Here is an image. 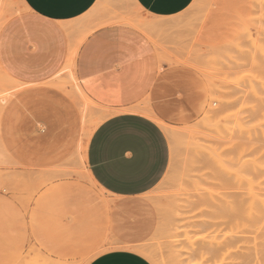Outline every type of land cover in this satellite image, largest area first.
<instances>
[{"label": "rangeland", "instance_id": "rangeland-1", "mask_svg": "<svg viewBox=\"0 0 264 264\" xmlns=\"http://www.w3.org/2000/svg\"><path fill=\"white\" fill-rule=\"evenodd\" d=\"M9 3L11 6L8 5V9L19 11L15 16L27 10L20 0H9ZM213 4L214 0H195L185 15L186 19L181 18L185 22L182 20L183 25L182 21L178 25L183 29L186 27L185 33L173 34L171 50L168 55L162 54V59L171 64V92H155L145 102L168 125L170 132L165 129L164 131L169 139L172 156L164 178L152 191L142 196L147 206L142 218L148 222V234L145 239L135 244L154 248L163 258L171 260V263L248 264L251 260L252 264L254 259L247 257L243 251L256 244L253 238L261 225L258 217H254L253 221L256 219L259 223L253 224L251 221L250 211L247 210L251 201H247L246 192H253L254 188L257 190L255 194L264 192V0H251L252 10L244 26L231 38L213 43L223 47L219 53H210L205 46L212 44L196 38V28L203 20H199V17L207 14ZM125 13L147 19L130 0H102L91 13V19L95 23L101 19L114 21L116 18L119 20L118 16ZM163 33L165 31L159 34ZM65 75L64 71L59 79ZM251 80L255 81L256 88ZM47 84L56 87L51 83ZM58 89L67 92L65 87ZM48 107L53 113L49 123L42 122L43 124H35L29 128L26 117L31 114L24 106L21 108L22 112L15 117V124L13 122L9 126L12 132L9 138L12 140L15 159L24 165L0 156V196L14 200L12 213L4 216L5 223L0 228V264H24V261L25 264L27 261L30 264L37 259H44V255L53 259H65L66 254H60V249L74 244L77 247L73 260L78 264L87 258H83L81 253L87 247L92 250V254L98 251L86 263L89 264L97 256L113 249L111 247L118 241L112 227L114 200L81 172V164L75 154L86 138V128L79 120L77 112L75 113L76 106L51 103ZM94 114L98 116L97 113ZM218 124L226 126L225 131L218 133ZM50 128L52 136L45 140L43 136ZM246 131L249 135L244 134ZM210 135H214L215 139L222 137L224 140L219 141V138L212 141ZM210 145L226 151L228 155L224 153V156L231 158V188L227 190L231 193L229 203L200 196V186L206 189L203 192L210 193L209 190H213L216 191H212L214 195L220 194L216 186L212 187L214 177L211 179L210 176L218 175V170L216 165L212 166V160L206 154ZM37 152L42 155L34 154ZM70 152L76 156L72 155L58 167L65 170V173L63 171L58 175L60 177L51 178L42 168L29 166V162L21 156V153L23 156L33 155L46 161L55 157L61 158L58 154ZM15 172L35 177L38 175L37 180L46 179L38 183L37 180L36 183L30 180V183L15 184L11 178ZM203 181H211L209 185L212 188H207V182L205 186ZM21 195L23 199L20 198ZM174 205L183 210L179 212L180 209H176ZM232 206L237 207L234 210L238 212L232 211ZM165 211H170L167 216L164 215ZM245 211H248L251 220L243 214ZM170 226H173L177 235L174 237V245L167 242L168 237L165 238ZM238 235L242 236L238 237L240 241L236 238ZM231 237L236 238V243L231 241ZM244 240H248L247 243ZM201 242L202 250L198 246ZM197 247L200 251H195ZM232 251L235 252L234 255H231Z\"/></svg>", "mask_w": 264, "mask_h": 264}, {"label": "crops", "instance_id": "crops-1", "mask_svg": "<svg viewBox=\"0 0 264 264\" xmlns=\"http://www.w3.org/2000/svg\"><path fill=\"white\" fill-rule=\"evenodd\" d=\"M101 1L21 0V5L27 8L26 12L13 15L1 27L0 65L21 84V88L7 102L0 120V141L13 159L16 154L9 138L12 133L9 126L22 112V107L25 106L31 114L26 117L29 128L51 121L53 113L48 107L51 103L74 104L75 113L83 124L78 103L67 92L58 89L55 82L64 72L70 52L80 38L78 36L96 24L91 19V13ZM136 2L145 18L161 20L164 26L168 25L165 33H158L151 39L145 32L127 24H104L87 34L79 45L74 62L84 93L110 112L93 132L83 154L97 186L114 200L112 227L116 240L121 242H115L117 245L112 246L113 249L97 256L89 264L154 263L136 249L141 245L135 244L148 234V222L142 218L147 207L142 196L152 191L164 178L172 154L162 126L142 112L140 107H146L162 120L145 102L155 92H171V64L162 59V54L168 55L171 50V35L185 33L186 27L183 29L174 25L173 21H181L179 18L186 15L195 0ZM251 6V0H214L213 9L196 28L197 40L213 44L231 38L244 26ZM103 20L107 19L100 21ZM51 129L43 136L45 140L52 136ZM123 150L131 153L133 158L130 161L120 160L119 153ZM34 154L42 155L38 152ZM58 155L61 158L42 161L41 157L23 156L21 153L29 166L43 170L57 168L75 154ZM15 161L24 165L19 160ZM101 174L106 180L100 179ZM13 207L14 200L0 196V228L5 223L4 216L10 215ZM76 247V244L62 247L60 254L67 257L60 260L76 262L73 260ZM81 253L83 258L87 257L82 261L88 262L98 251L92 254L87 247Z\"/></svg>", "mask_w": 264, "mask_h": 264}, {"label": "bare ground", "instance_id": "bare-ground-1", "mask_svg": "<svg viewBox=\"0 0 264 264\" xmlns=\"http://www.w3.org/2000/svg\"><path fill=\"white\" fill-rule=\"evenodd\" d=\"M133 4H134V7H136V8H138V9H140V10H142V8L139 6V4L136 2V0H130ZM198 1H201V0H198ZM20 3H21V0H20ZM202 3V2H201ZM10 3H9V0H0V29H1V27L4 25V23H6L7 22V20L8 19H10L13 15H15L16 14V12H19L18 10H12V8H10V9H8L9 8V6H11V5H9ZM9 5V6H8ZM19 5V4H18ZM105 5V4H104ZM15 8H17V7H15ZM182 14V13H181ZM135 15V14H134ZM133 14H131V15H129V14H127V13H125L123 16H118L120 19L119 20H117V18L116 19H114V21H113V19H107V20H103V21H100V22H98V23H96V24H94V25H92L91 27H88V29H86V31H84L83 32V34H82V36H78V37H80L79 39H78V42H75V44H76V46L71 50V52H70V55H69V60H68V62H67V64H66V66H65V68H63V70L66 72V75L62 78V79H58L56 82H55V84L56 85H58L59 87H65V89H67V94H69L70 96H72L73 98H74V100L78 103V105H79V107H80V109H81V112H82V117H83V124H84V127L86 128L85 129V136H86V138H85V140H84V142L83 143H80L81 145H79V148H78V150L76 151V155H78L77 156V158H79V164H81V172L82 173H84L86 176H88L89 177V179L91 180V182L93 183V184H95V185H98L97 184V182L95 181V179L93 178V176H92V174H91V171L89 170V168H88V165H87V163H86V161H85V156H84V154H83V151H84V149L86 148V146L88 145V143H89V141H90V139H91V136L93 135V132L96 130V128H97V126L104 120V119H106L109 115H110V112L107 110V109H105L104 107H101V106H99V105H97L94 101H92L85 93H84V91L82 90V88H81V86H80V84H79V81H78V78H77V76H76V72H75V68H74V62H75V59H76V55H77V52H78V49H79V45L83 42V40L85 39V37L87 36V34H89L91 31H93V29L94 28H96V27H98V26H102V25H104V24H110V23H114V22H119V23H123V24H127V25H130L131 27H134V28H136V29H139L140 31H142L143 33L145 32L146 33V35L148 34L149 36H150V38L152 39H154V37L158 34V33H161L162 31H166L167 30V26L168 25H166V26H164V24H162V21L160 20V22L159 21H155V20H150V19H140V18H137L136 16H134ZM146 15V14H145ZM185 15V14H184ZM184 15L182 16L183 18H184ZM205 15L206 14H204V15H201L200 17H199V20H202L204 17H205ZM170 17H172V16H170ZM182 17H180V19L182 18ZM114 18V17H113ZM186 19V18H185ZM116 20V21H115ZM183 20V19H182ZM181 20V21H182ZM261 20V19H260ZM181 21H173V24L175 25V23H180ZM184 21V20H183ZM183 21H182V25H183ZM89 22V21H88ZM185 22V21H184ZM178 25V24H177ZM179 26V25H178ZM171 30V29H170ZM169 31V30H168ZM256 32V31H255ZM258 33V32H257ZM171 36H173V35H171ZM239 36V35H238ZM175 37V36H174ZM172 38V37H171ZM73 41V40H72ZM235 41V40H234ZM74 42V41H73ZM232 42V41H231ZM235 43V42H234ZM74 44V45H75ZM73 47V46H72ZM223 47H218V44H212L211 46L210 45H208V47L207 46H205V49H209V51H210V53H211V51L212 52H215V53H219L221 50H223L222 49ZM256 49V48H255ZM208 52V51H207ZM209 53V54H210ZM188 54V53H187ZM204 54H206V52H204ZM199 55V54H198ZM186 57V56H185ZM203 57V56H202ZM264 57V56H263ZM186 59V58H185ZM192 61V60H191ZM253 61V60H252ZM175 62V61H174ZM193 65V64H192ZM238 66H239V63L237 64ZM236 65V66H237ZM261 68V67H260ZM211 68H209V70H210ZM212 70V69H211ZM263 70H264V68H263ZM213 71V70H212ZM63 72V71H62ZM257 72H258V69H257ZM61 73V72H60ZM209 74V73H208ZM60 75V74H59ZM210 76V75H209ZM210 78H212L211 76H210ZM251 82H253L252 84H254V87H255V81H252L251 80ZM248 83V82H247ZM257 83V82H256ZM264 85V84H263ZM257 86V85H256ZM258 87V86H257ZM21 88V84H19L16 80H14L3 68H2V66L0 65V120H1V116H2V113H3V110H4V108H5V106H6V104H7V102L10 100V98L13 96V95H15L16 93H17V91L19 90ZM256 88V87H255ZM64 89V88H63ZM257 90V89H256ZM255 98V97H254ZM259 98H260V96H259ZM257 99V98H256ZM259 100V99H258ZM261 100V99H260ZM260 103V102H259ZM231 104V103H230ZM255 104H257V103H255ZM260 105V104H259ZM226 106V105H225ZM145 107V106H144ZM223 107V106H222ZM141 108V111L142 112H144V113H146V114H148L149 116H151V117H153L161 126H162V128L163 129H165V130H167L168 132H170V129L168 128V125H166L162 120H160L159 118H157L156 117V115L153 113V112H151L150 110H148L146 107L145 108H143V106L142 107H140ZM143 108V109H142ZM252 108V107H251ZM246 109H248V108H246ZM255 109H256V107H255ZM250 110V109H249ZM252 110H254V108H252ZM257 111V110H256ZM255 112V111H254ZM261 112V111H260ZM94 113H97L98 114V116H96ZM257 113V112H256ZM255 113V114H256ZM257 115V114H256ZM260 115V114H259ZM263 115V114H262ZM255 116V115H254ZM264 116V115H263ZM256 117V116H255ZM254 118V117H253ZM259 118H260V116H259ZM263 118V117H262ZM250 120V119H249ZM261 120V119H260ZM227 121V120H226ZM209 123H211V121H209ZM213 123V122H212ZM214 124V123H213ZM216 126V125H215ZM217 127V130H218V133H220V132H222V131H225V129L227 128L226 126H223L222 124H221V126L218 124V126H216ZM246 128V127H245ZM257 128V127H256ZM262 128V127H261ZM176 129V128H175ZM209 129V128H208ZM212 129V128H211ZM232 129H234V128H232ZM228 130V129H227ZM257 130V129H256ZM204 131V130H203ZM253 131V134L252 135H254V130H252ZM251 131V132H252ZM260 132H261V130H260ZM247 133V131L244 133V134H246ZM258 133V132H257ZM183 134V133H182ZM216 134V133H215ZM214 134V135H215ZM248 134V133H247ZM214 135L213 136H211L210 135V138H212V141H216V140H219V138L218 139H215L214 138ZM249 135V134H248ZM225 136V135H224ZM231 136V135H230ZM208 137V136H207ZM216 137H218V136H216ZM225 138V137H224ZM227 138V137H226ZM201 139H203V138H201ZM205 139H206V137H205ZM214 139V140H213ZM224 140V139H223ZM222 140V137L220 138V140L219 141H223ZM231 140V139H230ZM205 141V140H204ZM209 141V140H208ZM208 141H207V143H208ZM203 142V141H202ZM225 142V141H224ZM226 142H227V140H226ZM173 143H174V141H173ZM204 143V142H203ZM231 143V142H230ZM206 144V143H205ZM217 144H218V142H217ZM223 144V143H222ZM197 146L199 145V144H196ZM201 145H202V147L203 148H205L203 145L204 144H202L201 143ZM208 146V145H207ZM222 146H224V145H222ZM231 146V145H230ZM227 147V146H226ZM202 148V149H203ZM200 149H201V147H200ZM207 149V148H206ZM221 149V148H220ZM195 150H197V149H195ZM225 150H226V148H225ZM231 149H229L228 151L230 152V154H231V151H230ZM204 151V150H203ZM197 152V151H196ZM195 152V153H196ZM224 153H226L227 155H228V153L226 152V151H221V150H219V149H217L216 147H213V146H211L210 145V147H209V149H208V151L206 152V154H208V157H209V159H211L212 160V166L213 165H216V170H218V175L216 174V175H213V174H211V179H212V176L214 177L213 179H214V182L212 183V187L214 186H216L215 188H217V189H219V191H220V194L219 193H216L217 195H214L213 193H212V191L211 190H209L210 191V193L209 192H203L204 190L206 191V189H203V187L202 186H200L199 187V190L200 191H202V192H200V196L201 197H204V198H209V199H211L212 201L213 200H215V199H218L219 201H221V202H227V203H229V200H228V198H229V195L231 194L229 191L227 192V190L229 189V185H230V181H231V158H228V157H225L224 156ZM75 155V156H76ZM0 156H4V157H6L9 161H12V162H15V163H18L17 161H15V159H13L12 158V156L7 152V150L5 149V147L3 146V144L1 143V141H0ZM208 159V158H207ZM20 164V163H19ZM237 164H239V162H237ZM21 165V164H20ZM209 165V164H208ZM23 166V165H22ZM60 167V166H59ZM25 168H27V167H25ZM58 168V167H57ZM52 168V169H44V171H47V172H45L46 174H49L48 175V177H52V176H57V177H60V176H58V175H61L62 174V172L64 171V173H65V170H62V169H60V168ZM209 168V167H208ZM5 169V168H4ZM215 169V168H214ZM213 169V170H214ZM8 170V169H7ZM27 170H29V169H27ZM42 170V169H41ZM41 170H38L40 173L42 172ZM31 171H32V169H31ZM43 171V172H44ZM204 171V170H203ZM1 172V171H0ZM20 172H22V171H20ZM33 172H35V171H33ZM32 172V173H33ZM37 172V171H36ZM213 172V171H212ZM30 173V172H29ZM45 173H43V174H45ZM203 173V172H202ZM238 172H236V174H237ZM41 175V174H40ZM47 176V175H46ZM204 176V175H203ZM39 176L37 175L36 177L35 176H33V175H30V174H22V173H14V174H12V180H14L15 181V184L17 183V182H22V183H30V180H32V181H35V180H37V179H39L38 178ZM41 177V176H40ZM56 177V178H57ZM208 177V176H207ZM49 178V179H50ZM44 179H46V177L44 178ZM44 179H42V180H44ZM49 179H47V180H49ZM204 179V178H203ZM206 179V178H205ZM209 179V178H208ZM41 180V179H40ZM40 180H37V183L40 181ZM40 181V182H43V181ZM53 180V179H52ZM204 182V181H203ZM207 182V183H206ZM211 181H205L204 183H202V184H204L205 185V183H206V187L207 188H212L210 185H209V183H210ZM1 183V182H0ZM35 183H36V181H35ZM203 185V186H204ZM197 186V185H196ZM12 188V187H11ZM231 188V187H230ZM254 188V187H253ZM261 188V187H260ZM255 189L256 188H254L253 189V192H250V193H248V192H246L247 193V201L248 200H250L251 201V206L249 205V208L247 209L248 211H250V216L252 217V220L250 219V217H249V214H247L248 213V211H245L246 213H243V214H246L247 215V217L246 218H249V220H251L252 222H253V224L255 223H259L258 221H260V223H261V225H259V227H258V229H257V232H256V230H254L253 232L256 234L257 233V235H255V237L253 238L254 239V241L256 242V244L253 246V245H251L252 246V248H249V246H248V248L249 249H247L246 251H248V253H245L246 251H243V253L246 255H248L247 257H251L250 259H252L254 262L252 263V264H264V192H261L260 191V193L259 192H257L256 194H255V192L257 191H255ZM261 189H263V188H261ZM224 190V191H223ZM249 190V189H248ZM264 190V189H263ZM214 193L216 192V191H213ZM19 194H20V192H19ZM199 194V193H198ZM249 194V195H248ZM197 195V194H196ZM199 196V195H198ZM197 196V197H198ZM249 196V197H248ZM20 198H22V195L20 196ZM250 198V199H249ZM23 199V198H22ZM211 202V201H210ZM205 203V202H204ZM221 204V203H220ZM219 204V205H220ZM249 204V202L247 203V205ZM208 205V204H207ZM212 205V204H211ZM218 205V206H219ZM243 208H244V205H242V204H240ZM181 206V205H180ZM174 207L176 208V209H180V211L179 212H181V210H183V208L181 209L180 207L178 208V207H176L175 205H174ZM215 207V206H214ZM238 207H240L239 205H238ZM248 207V206H247ZM231 208H233V206L231 207ZM234 209H237V207H234L233 209H232V211L234 210ZM175 211V210H174ZM169 212L170 211H165L164 212V215L165 216H167L168 214H169ZM171 212H173V210H171ZM234 212L236 213V212H238L237 210H234ZM173 214H175V213H173ZM178 214V213H177ZM181 214V213H180ZM242 214V213H241ZM172 215V214H171ZM176 215V214H175ZM177 216V215H176ZM254 217H258V221H256V219H254L255 220V222L253 221V218ZM231 222H233V221H231ZM204 223L206 224L207 222H205L204 221ZM235 223V222H234ZM233 224V223H232ZM237 225H239V223H236ZM250 227V226H249ZM252 227H254L253 225H252ZM250 229V228H249ZM246 230H247V228H246ZM253 230V229H252ZM175 231H174V228H173V226H170V228L167 230V236L165 237L166 239H167V237L169 238V239H167V242L168 243H170L171 245H174V242L176 241V240H174V237L175 236H177L175 233H174ZM247 232V231H246ZM252 232V231H251ZM252 232V233H253ZM249 233V232H248ZM252 233H249V234H251V235H253ZM234 235V234H233ZM232 236V235H231ZM238 237H242V236H240V235H238L236 238L237 239H239ZM243 237H245V236H243ZM236 238H234V237H231V241L232 242H235L236 241ZM251 238V237H250ZM252 239V238H251ZM242 240V239H241ZM238 241H240V239L238 240ZM246 243H247V241L246 240H244ZM253 241V242H254ZM194 242H196V241H194ZM194 242H193V244H194ZM231 242V243H232ZM254 242V243H255ZM236 243V242H235ZM200 244V243H199ZM115 245H117V244H114V246ZM203 244H202V242H201V244L200 245H198L199 247H200V249L202 250L203 248H201V247H203L202 246ZM236 246H237V244H236ZM240 246H242V245H240ZM239 247V246H238ZM238 247H236L237 249H238ZM195 248V247H194ZM243 248V247H242ZM241 247H240V249H242ZM136 249L137 250H139L140 252H142L143 254H145L149 259H151L155 264H179V262H177V263H171L170 261H168V260H166V257H162V255H160L159 254V252L157 251V250H155L154 248L152 249H149V248H147V247H145V246H138V247H136ZM164 249V248H163ZM196 249H198V250H196ZM195 249V251H200V249L197 247ZM37 251H38V249H37ZM163 251V250H162ZM41 252V251H40ZM169 253H171V251L169 252ZM197 253V252H196ZM234 251H232L231 252V255L233 254L234 255ZM236 253H237V251H236ZM30 254V253H29ZM194 255V254H193ZM244 255V256H245ZM243 256V255H242ZM241 256V257H242ZM42 257H45L44 259L42 258H40V260L39 259H37V260H35V262L34 263H30V264H78V263H76V262H67V261H63V260H60V259H53L51 256H42ZM192 257V256H191ZM237 257V256H236ZM243 258V257H242ZM233 259V258H232ZM249 259V260H250ZM30 261H32V260H30ZM237 261H238V258H237ZM244 261H245V257H244ZM246 261H247V259H246ZM172 262H173V260H172ZM251 260L248 262V264H251ZM87 262L86 261H82L81 262V264H86ZM239 263H241V262H235V263H232V264H239ZM24 264H25V261H24ZM27 264H28V261H27ZM245 264H247V263H245Z\"/></svg>", "mask_w": 264, "mask_h": 264}, {"label": "snow or ice", "instance_id": "snow-or-ice-1", "mask_svg": "<svg viewBox=\"0 0 264 264\" xmlns=\"http://www.w3.org/2000/svg\"><path fill=\"white\" fill-rule=\"evenodd\" d=\"M119 158L121 161L127 162V161H130L133 157H132L131 153L127 152L126 150H123L119 153ZM100 179L106 180L105 175L101 174ZM116 243L120 244L121 242L117 241ZM104 250H106V249H101V251H104Z\"/></svg>", "mask_w": 264, "mask_h": 264}]
</instances>
